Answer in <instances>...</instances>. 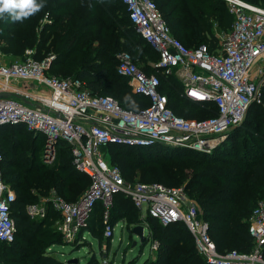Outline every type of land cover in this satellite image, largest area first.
<instances>
[{
  "label": "trees",
  "instance_id": "1",
  "mask_svg": "<svg viewBox=\"0 0 264 264\" xmlns=\"http://www.w3.org/2000/svg\"><path fill=\"white\" fill-rule=\"evenodd\" d=\"M153 1L157 3L172 35L188 48L205 44L215 52L219 47L215 26L228 33L232 29L234 18L222 0ZM244 1L264 7V0ZM37 2H43L45 6L22 22L12 21L7 14L5 19H0L1 39L6 42L3 51L18 57L28 49H35L37 59L54 55L50 75L84 81L93 94L111 97L127 110L136 111L150 104L147 98L127 92L123 85L128 79L116 70L121 53H129L139 68L145 66L142 70L147 75L155 74L148 73L147 61H159L158 53L135 31L122 0ZM163 76L172 80L171 76ZM159 91L168 96V106L177 115L193 102L181 96V83L166 91L161 80ZM196 104L212 114L211 117L218 115L213 103ZM248 119L247 114L239 127L228 132L227 142H222L210 153L188 149L155 152L151 147L111 145L107 148L119 147V151L112 153L109 161L125 172L129 180L135 178L136 171H142V178L146 181L168 187L184 185L187 193L198 202L218 249L221 252H250L254 247V239L249 232L250 217L256 206L264 203V129L256 132V138H242L241 145L249 146L246 151L236 141L242 133L240 129L249 125ZM262 121L264 123V118ZM13 132L17 135L14 136ZM25 135L32 136L28 153L21 150V145L26 144H21L18 138ZM3 137L9 143L10 159L1 149ZM40 143L43 149L45 143L40 141V135L35 136L23 126H0L3 178L18 193L12 208L17 227L16 239L12 243L0 242L1 264H65L50 252L53 245L62 243V235L52 230L53 226H48L54 216L58 219L60 215L50 206L45 219L31 220L26 207L38 203L39 195H48L51 190L65 201L75 203L91 184L89 177L73 165L68 143H59V160L52 166L45 165L38 158ZM240 150H243L242 154ZM136 152H140L142 157L134 156ZM120 158L123 160L118 162ZM104 213L105 208L99 202L89 217L87 228L81 230L78 241L84 239L88 232L99 242L111 245L112 239L104 236ZM109 218L114 227L119 222H125L126 226L149 225V239L158 241L159 247L155 260H146L144 264H207L183 223L164 226L150 216L143 219L141 211L122 192L114 195Z\"/></svg>",
  "mask_w": 264,
  "mask_h": 264
},
{
  "label": "built area",
  "instance_id": "2",
  "mask_svg": "<svg viewBox=\"0 0 264 264\" xmlns=\"http://www.w3.org/2000/svg\"><path fill=\"white\" fill-rule=\"evenodd\" d=\"M222 1L234 21L227 36H218L219 47L214 52L205 44L188 48L175 38L155 1L122 0L135 31L159 55L156 69L163 75L177 70L185 97L216 105L218 115L207 119L192 120L175 114L168 106V96L159 91V76L147 75L129 53L118 55L116 70L128 79L135 94L150 102L136 111L124 109L111 97L93 94L84 81L50 75L54 55L37 59L36 50L28 49L20 62L0 61V126H23L35 136L44 135L49 163L55 161L59 143L65 141L71 146L73 165L91 181L75 203L54 193L40 203L29 204L26 214L31 220L45 219L51 206L60 215L59 229L64 238L73 241L87 228L93 209L101 202L105 208L104 236L112 239L115 227L110 223L109 210L114 195L122 192L141 211L143 219L150 216L164 226L183 223L207 264H264L263 202L250 217L253 249L246 253L221 252L211 237L209 223L203 220L201 208L188 198L185 187L129 184L105 154L111 145H165L210 153L227 138L233 126L244 121L264 81V66L255 70L264 58V7L244 0ZM2 164L0 151V242L12 243L17 233L12 215L17 194L5 182ZM144 227L149 230V241V225ZM158 247L159 242L152 241V250L157 251ZM102 264L112 263L105 257Z\"/></svg>",
  "mask_w": 264,
  "mask_h": 264
},
{
  "label": "rangeland",
  "instance_id": "3",
  "mask_svg": "<svg viewBox=\"0 0 264 264\" xmlns=\"http://www.w3.org/2000/svg\"><path fill=\"white\" fill-rule=\"evenodd\" d=\"M215 32L217 36L219 37H225L229 33L224 32L222 30H218L217 26H215ZM2 28H0V61H2L5 64H14L17 62H20L23 60L24 55L22 54L18 57H14L11 53L5 52L2 50L6 46V42L1 39L3 36L2 33ZM152 49V48H151ZM153 50V49H152ZM153 52H155L153 50ZM48 56V55H47ZM46 57V56H45ZM149 67L147 70H149L148 73H155L157 74L161 80H162V85H163V90H170L173 86L177 87V85H180V82L178 79L175 77L177 74V70H172L170 74L165 75V76H172L174 77L172 80L169 78L166 80L163 76V72L161 70L156 71V64L157 61H150V59L147 61ZM264 66V58L259 60L257 63L255 70L258 71L260 67ZM141 69H145V66H140ZM51 69L49 70V73H51ZM53 76V75H52ZM66 79H72L71 77H65ZM118 87L119 83L117 84ZM123 87L127 92L132 91L131 86L128 82H124ZM264 81L259 87V92H258V97L255 103H253L249 110H248V123L249 124L245 128H241L240 131L242 133L240 134V137L238 138L237 144H239L240 147H243L246 151L249 149V146L241 145L242 138L246 137L247 138H256L255 134L256 132H261L264 129V123H263V118H264ZM134 93V92H133ZM174 102H178L174 100ZM193 114L191 116H188V114ZM178 115L182 116L183 118L186 119H192V120H201V119H207L210 118L212 114L201 108L198 104L193 103L190 104L188 107H183L182 113H178ZM247 116V115H246ZM246 118V117H245ZM245 120V119H244ZM13 135H17L16 132H13ZM32 136L30 135H25V136H19V141L21 144H26L25 146L21 145L23 149H21L23 152L28 153V148L29 144L32 142ZM227 138L224 139L223 144L227 142ZM40 141L45 143V136L40 134ZM9 143H6L5 137L1 139V149L3 154L7 159H10V153L8 151L7 145ZM222 144V143H221ZM219 146V145H218ZM217 146V147H218ZM216 147V148H217ZM215 148V149H216ZM174 148L168 147L165 145H160L153 147V151L155 152H171ZM214 149V150H215ZM20 150V152H21ZM119 151V147H109L107 150H105L106 158L109 160L111 159L112 153H116ZM22 153V152H21ZM240 153H243V150H240ZM39 156L38 158L40 159L41 162H43L45 165L52 166L55 164L58 160L59 157L55 159L54 162L49 163L46 161L45 157V152L44 148L42 149L41 143H40V149L38 152ZM58 156V155H57ZM134 156L137 157H142V154L140 152H136ZM123 159L120 158L118 159V162H121ZM212 166H215V164H212ZM217 166V165H216ZM123 172V171H122ZM123 175L125 176V180L129 184H152V183H157L153 181H146L142 178V171H136L134 173L135 178L134 179H127L126 176L127 174L123 172ZM12 186V185H11ZM184 185H182L183 187ZM13 187V186H12ZM14 188V187H13ZM16 191V190H15ZM36 192V191H35ZM34 192V193H35ZM38 193V192H36ZM57 194L55 191L51 190L48 195H39V200L38 203L44 201L45 198L51 197L53 194ZM16 194L18 195L17 191ZM39 194V193H38ZM188 198L190 200L195 201L197 204L198 202L196 199L190 195L188 192ZM113 204V201H112ZM199 206V204H198ZM112 207V205H111ZM200 208V206H199ZM111 209V208H110ZM53 221L48 224V226H53L52 230H54L56 233L58 232L59 234L62 235L61 241L62 243L57 244L56 247L55 245L52 246L55 252H57L59 258L61 261L65 262L66 264H70L71 261L73 260H78V264H102V261L104 260L105 257H107L112 264H144L146 260H155L156 258V251L152 250V241L149 239L147 244H141L140 240L138 237L133 235L132 233V226H126L127 230L123 229V223H118L115 228H114V236H113V242L111 243L110 246L107 245L106 242H99L96 238H94L90 233L86 232L84 235L85 239H81L78 241V236L75 240L73 241H68L66 238H64L62 232L59 229V220L60 218L56 219V216L53 217ZM128 228H131V230ZM250 228V227H249ZM213 235L215 236V232H213ZM146 236L149 234V230L146 228L145 230ZM188 242L190 241V238L187 239ZM70 242V243H68ZM72 242V243H71ZM137 243L136 246H133L134 243ZM196 248V247H195ZM237 249V248H235ZM51 252V251H50ZM3 258V257H2ZM0 257V264L2 259ZM5 264V262H4ZM9 264V263H8Z\"/></svg>",
  "mask_w": 264,
  "mask_h": 264
},
{
  "label": "clouds",
  "instance_id": "4",
  "mask_svg": "<svg viewBox=\"0 0 264 264\" xmlns=\"http://www.w3.org/2000/svg\"><path fill=\"white\" fill-rule=\"evenodd\" d=\"M45 5L37 0H0V19L10 17L12 21L24 19L39 12Z\"/></svg>",
  "mask_w": 264,
  "mask_h": 264
},
{
  "label": "water",
  "instance_id": "5",
  "mask_svg": "<svg viewBox=\"0 0 264 264\" xmlns=\"http://www.w3.org/2000/svg\"><path fill=\"white\" fill-rule=\"evenodd\" d=\"M4 96H8V95H4ZM0 97H2V96H0ZM241 125V124H240ZM240 125H236V126H233L232 128H231V130H234V129H236L237 127H239ZM227 135H228V133H227ZM145 227H144V225H142V224H140V225H136V226H134L133 228H132V233H133V235H135L136 237H138L139 238V240H140V242H141V244H147V242H148V237L147 236H145ZM136 242L133 244V246H136ZM70 264H78V260H73V261H71L70 262Z\"/></svg>",
  "mask_w": 264,
  "mask_h": 264
},
{
  "label": "crops",
  "instance_id": "6",
  "mask_svg": "<svg viewBox=\"0 0 264 264\" xmlns=\"http://www.w3.org/2000/svg\"><path fill=\"white\" fill-rule=\"evenodd\" d=\"M171 77H172V76H171ZM175 77L178 79V81L181 83V85H183V84H182V81H181V79H180V76L178 75V72H177V74H176ZM173 78H174V77H172V79H173ZM183 92H184V89H183ZM181 96H182V97H185V96L183 95L182 92H181ZM185 98H186V99H189V98H187V97H185ZM189 100H191V99H189ZM191 101H193V100H191ZM193 102H194V101H193ZM119 223H123V225H124V226H123V229H124V230H127V227H126L125 222H119ZM142 225H143V224H142ZM134 226H136V225H133L132 228H133ZM84 235H85V234H84ZM78 237H79V236H78ZM112 242H113V238H112ZM112 242H111V243H112ZM68 243H70V242H68ZM71 243H72V242H71ZM56 246H57V245H55L54 247H56ZM50 251H51L52 253H54V254L59 258L57 252H55L53 248H51ZM59 259H60V258H59ZM62 262H63V261H62ZM63 263H65V262H63ZM65 264H66V263H65Z\"/></svg>",
  "mask_w": 264,
  "mask_h": 264
},
{
  "label": "bare ground",
  "instance_id": "7",
  "mask_svg": "<svg viewBox=\"0 0 264 264\" xmlns=\"http://www.w3.org/2000/svg\"><path fill=\"white\" fill-rule=\"evenodd\" d=\"M194 98H196V97H194ZM196 99L202 100L201 98H196Z\"/></svg>",
  "mask_w": 264,
  "mask_h": 264
}]
</instances>
